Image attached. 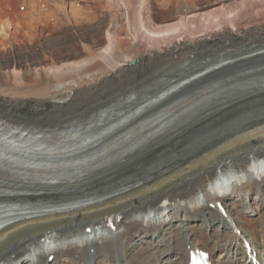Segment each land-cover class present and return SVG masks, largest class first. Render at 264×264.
Listing matches in <instances>:
<instances>
[{"label":"bare ground","instance_id":"bare-ground-1","mask_svg":"<svg viewBox=\"0 0 264 264\" xmlns=\"http://www.w3.org/2000/svg\"><path fill=\"white\" fill-rule=\"evenodd\" d=\"M105 1L123 11L124 24L119 26L114 16L105 30L103 45L97 44L77 60L67 59L68 64L51 70V79L59 87L44 97L17 102L16 98L0 96L1 117L22 123L59 121L32 125L60 126L86 118L182 64L264 42V25L239 24L241 18L250 20L249 14L263 6L264 0H239L234 4L220 0L206 10L193 6L188 11L179 10L175 21H169L168 15L169 20L162 24L150 21L148 0ZM182 2L179 5L183 6ZM72 12L80 14L79 9ZM143 15L147 17L144 22ZM129 52L134 55L129 56ZM204 52L206 55L196 56ZM131 59L135 65L128 67ZM255 65H264V53L216 69L180 93H192L213 78ZM216 72L221 76L213 77ZM254 82L238 83L232 95L211 99L212 104L196 105L153 139L148 135L151 130L140 123L155 111L150 109L129 125L134 126L131 143L118 146L120 153L132 151L119 165L96 173L85 184L68 185L70 189L66 190L51 187L14 194L33 200L50 195L53 197L42 201L54 202L71 198L69 192L80 190L90 198L61 210L18 216L2 226L0 264H45L50 256L51 264L67 258L72 264H87L88 256L89 264H186L190 249L207 251L211 263L218 250L212 264H251L243 247L245 240L264 264V112L256 115L247 110L234 124L224 117L234 107L264 98V86L249 87ZM187 138H191L188 149ZM133 144L140 146L133 149ZM99 160L95 162L103 163ZM59 165L70 164L61 161ZM90 167L87 163L73 169L85 176ZM63 170L59 168L58 173ZM234 194L241 196V205L225 209ZM252 195H259V205H253ZM0 197V201H11L3 198L9 195ZM218 202L224 205V215ZM240 207L255 214L258 229L242 226L241 218H237ZM212 231L218 233L221 247L213 249L215 242L207 238L212 237ZM135 234L141 238H133ZM143 235L144 241H140ZM192 238L203 242L189 246ZM150 245L153 253L148 250ZM135 250L139 251L136 255ZM174 250L185 258L179 255L173 260L169 253Z\"/></svg>","mask_w":264,"mask_h":264},{"label":"rangeland","instance_id":"rangeland-1","mask_svg":"<svg viewBox=\"0 0 264 264\" xmlns=\"http://www.w3.org/2000/svg\"><path fill=\"white\" fill-rule=\"evenodd\" d=\"M161 1L163 0H148V6L150 8V21L153 23H165L167 20H169L167 18L170 16L171 18L169 21H175L173 20L175 19V16L177 17L175 14L179 13V10L181 9L182 11H188L189 8H192L193 6H200L199 9L206 7L203 9L206 10L212 7L215 2L220 0ZM237 1L239 0H227L226 4H234ZM179 2H182L184 7L179 5ZM108 4L105 0H0V73L2 74V77H0V96L6 99L16 98V101L18 100L17 102H20L19 100L30 97L38 99L42 98L49 92H52L55 88L59 87V85H55L54 80L51 79V70L56 67L68 64L69 62L66 61L67 59L77 60L80 55L90 52L93 47H97L101 44L103 45L105 42V30L111 24L112 18H114V16L118 21H120L119 26L124 24L123 11ZM77 9L80 10V14H74L72 12V10ZM254 9L256 12L255 10H253L254 14L251 12V14L254 16L252 17L251 14H249V18L251 17L250 20L241 18L239 20V24L244 26L264 25V5L259 6V8L255 7ZM64 11L68 14H64ZM146 18L147 17L143 15V22L146 20ZM113 23L115 24V21H113ZM131 46L133 45L131 44ZM129 49L131 48L127 47V50ZM205 53L207 52L196 56H204L206 55ZM128 55L133 56L134 52H129ZM258 55L260 54L254 55L252 57H256ZM134 63L135 62L131 64L128 62L127 66L133 67L135 65ZM101 67L104 68L105 66ZM11 73H14V75H11ZM216 73L217 75H214L213 77L221 76V74H219L221 72ZM185 91L186 90L183 92ZM248 104L250 106H248ZM263 109L264 98H259L253 102L250 101V103L234 107L233 109L229 110V112H227L224 117H228L231 123L234 124L244 115L247 110V113L253 112L256 115H259L264 112ZM2 113L4 112L0 111V114L4 115ZM55 122L59 121L29 124H49ZM187 139L188 149L191 147V138ZM81 195L90 196L84 194L80 190L69 192L68 194V196L71 197ZM52 197L53 196L46 195L41 199L33 200L28 196L13 195L3 198L14 202L20 201L21 203V200H27V202L23 201V203H34L36 201H41L42 203L45 202L42 200H48ZM0 199H2V197H0ZM251 202H253V205L255 206L259 205V195H252ZM221 203L220 205L224 206ZM226 205L227 208L224 206L225 209H230V207L241 205V196H239V194L232 195L230 199L226 201ZM242 216H244L243 218L246 220H243ZM237 218H241L242 226H246L248 229L254 226L253 228L258 229L257 223L254 221L255 214H251L249 211L245 212L242 207L239 209ZM214 226L216 227V225ZM220 228L221 227H218L219 230ZM87 232L89 231L87 230ZM209 232L210 229L208 226V233ZM139 236L138 234H135L133 238L138 239ZM217 236L218 233L215 231H212V237L207 236L209 241L215 242V244L212 246L213 249H215V246L221 247L220 245L223 244V242H218L219 238H217ZM170 237L172 238V236ZM222 238L223 237H221V239ZM142 239L143 240L140 241H144V235ZM202 242V239L196 241L193 238L188 241L189 246L191 244ZM148 250L149 252L153 253L154 247L151 248L150 245ZM133 253L136 255L139 253V251L135 250ZM218 254L219 251L217 250L215 252V256L213 257V262L218 258ZM169 255L173 260H177L180 254L174 250L171 251ZM181 257L185 258V255L181 254L180 258ZM89 259L90 256H88L86 259L87 264H89ZM101 262H103V260H101ZM51 263L52 261L50 258L45 262V264ZM55 264H72V261L70 258H67L61 260L60 262H56ZM90 264H95V262L92 261Z\"/></svg>","mask_w":264,"mask_h":264},{"label":"water","instance_id":"water-1","mask_svg":"<svg viewBox=\"0 0 264 264\" xmlns=\"http://www.w3.org/2000/svg\"><path fill=\"white\" fill-rule=\"evenodd\" d=\"M130 63H133V60H131Z\"/></svg>","mask_w":264,"mask_h":264}]
</instances>
